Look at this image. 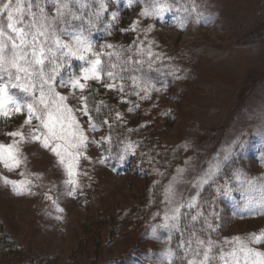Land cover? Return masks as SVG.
<instances>
[{"label": "rangeland", "instance_id": "374dc122", "mask_svg": "<svg viewBox=\"0 0 264 264\" xmlns=\"http://www.w3.org/2000/svg\"><path fill=\"white\" fill-rule=\"evenodd\" d=\"M11 4L28 71L0 62V145L19 161L0 162V264H264V0ZM41 89L85 143L46 148L40 121L25 124L30 104L46 118Z\"/></svg>", "mask_w": 264, "mask_h": 264}, {"label": "snow or ice", "instance_id": "6c2138e0", "mask_svg": "<svg viewBox=\"0 0 264 264\" xmlns=\"http://www.w3.org/2000/svg\"><path fill=\"white\" fill-rule=\"evenodd\" d=\"M0 4H2V7H0V15L7 12L8 21H9L7 27L11 31V33H15V38H13L11 36L9 37L10 39H13V42H12V57L10 60H8L5 57L4 41L2 39L5 35V32H4L3 27L0 26V62L9 63L10 66L15 68L17 72H20V71L27 72L28 69L19 65L18 61L19 60H25L27 63L28 61L26 60V58L28 56V53L26 51H24L20 46H18L15 43L16 38H18L20 40L21 45H24L27 42L26 41L27 33H25L23 31V29H18L16 27V24L19 23V21H16L13 18V11L20 12L21 10L19 8L14 9L12 4H11V0H9L8 3H3V0H0ZM57 13L59 15V7L57 9ZM32 26L37 27L36 34H33L32 57H33V59H35V62L37 64L43 65V59L40 58L43 56V49H41L40 52L37 53L36 44L39 43L38 36L45 35V33L47 32V26L44 24H40L38 26L33 24ZM45 39H47V36H45ZM74 39L81 46H83L84 40L82 37L77 36V37H74ZM56 47L57 48H63V49H69V45H67V44L61 45L59 39H57V41H56ZM69 54L75 55L76 52H73V51H71V49H69ZM80 58L83 59V57H80ZM99 63H100V61L97 60L91 69L85 68L84 69L85 73L91 71L94 75L96 65H98ZM41 71H42V69H41ZM17 78H19V77H17ZM85 78H88V77L85 76ZM46 82L47 81H45V83ZM78 84H79V81L74 80L73 81V88H75ZM79 86L81 89H83L82 84H79ZM4 91H5L4 86L0 85V108L3 107V103H4V101H3ZM57 96H58L59 101H65L67 99V97L59 96V94H57ZM40 103L44 105V108H45L46 113H47L46 118H45V115L43 112H41V114L37 115L33 110L34 106L30 104L28 106L29 107L28 119L25 120V124H30L33 118L40 121V125H37V132H39L41 125L43 126V129L47 130V134L44 135V139L42 141V144L44 147L47 148L49 146L50 140H65V141H67L69 135H71L73 137L78 136L81 144L86 142V137H84L82 132H79L78 130H76V131L69 133L65 128V123H64L65 117L63 115V111L64 110L71 111L70 109L62 110L61 107L58 105L55 110H51L49 108L48 103L45 101L43 89H41ZM16 111L17 112L21 111V108L18 105L16 106ZM4 114L6 115V113H4ZM84 114L88 115L86 105L84 107ZM90 130L94 131L95 126L90 125ZM9 135L13 136V137L20 136L21 139H24V135L21 132H11V133H9ZM32 139L34 141L39 140L40 135L33 134ZM59 147H61V146L59 144H57L56 147L52 148V151L57 156L61 155V153L57 150ZM123 159H124V157L122 156L121 160H123ZM0 162H3L5 164V167H7L10 171L12 170V168L14 166H18L19 161L17 160L16 153L14 152V144L0 145ZM61 162H63V161H61ZM69 175H71L70 170H69ZM5 182L7 183V181H5ZM203 182H207V181L205 180ZM189 206L191 207L192 205H189ZM193 219L195 220L196 218L193 217ZM262 238H264V234H262L261 237H253L252 239H254L255 242H260ZM235 239L239 240V238H235ZM205 259H207V256H205ZM189 264H194V262L190 261Z\"/></svg>", "mask_w": 264, "mask_h": 264}, {"label": "trees", "instance_id": "16d2710c", "mask_svg": "<svg viewBox=\"0 0 264 264\" xmlns=\"http://www.w3.org/2000/svg\"><path fill=\"white\" fill-rule=\"evenodd\" d=\"M258 35L260 36V33H259ZM249 36H250V37H248V38H250L249 41H250V40L252 41L251 36H253V35H249ZM253 37H254V36H253ZM242 40L245 41L246 43L248 42V40H246L245 37H244ZM242 40H241V41H242ZM251 43H252V42H251ZM95 104H96V102H95V101H92L91 106L94 107V110H95L97 113H101V114H105V115L107 114V113L105 112L106 110H105L103 104H102V106H101V105H97V104L95 105ZM146 215H147V212H146V211H143V212H142V216L145 217ZM107 233H110V229L107 230ZM14 254H15V252H14ZM104 263H105V262H103L102 264H104ZM89 264H93V262H92V263H89Z\"/></svg>", "mask_w": 264, "mask_h": 264}]
</instances>
